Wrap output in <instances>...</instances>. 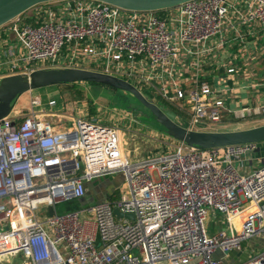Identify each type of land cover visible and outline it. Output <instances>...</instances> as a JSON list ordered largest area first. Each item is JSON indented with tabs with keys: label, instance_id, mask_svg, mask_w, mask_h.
I'll use <instances>...</instances> for the list:
<instances>
[{
	"label": "built area",
	"instance_id": "2783aa9c",
	"mask_svg": "<svg viewBox=\"0 0 264 264\" xmlns=\"http://www.w3.org/2000/svg\"><path fill=\"white\" fill-rule=\"evenodd\" d=\"M237 3L193 0L159 12L87 0L42 4L34 22L21 16L10 22L20 50L9 48L1 66L4 76L78 68L120 78L148 91L155 103L176 106L188 130L213 129L226 113L264 116V104L235 113L225 91L197 73L182 85L188 82L181 73L185 57L210 53L214 41L223 47L225 34L240 25L264 27V0H247L243 18ZM256 86L264 88V79ZM40 105V97L31 101ZM43 116L30 110L0 120V258L21 255L23 264H223L216 251L226 255L247 240H264V166L239 170L261 143L202 150L176 142L159 154L130 159L119 131L97 118L76 115L65 126ZM116 174L124 177L118 197L56 212L60 204L81 201L87 183ZM211 213L223 215L228 228L209 234ZM241 216L234 230L232 222ZM239 264H264V251Z\"/></svg>",
	"mask_w": 264,
	"mask_h": 264
},
{
	"label": "crops",
	"instance_id": "0c3cea01",
	"mask_svg": "<svg viewBox=\"0 0 264 264\" xmlns=\"http://www.w3.org/2000/svg\"><path fill=\"white\" fill-rule=\"evenodd\" d=\"M246 1L247 0H238L236 5L242 18L246 14V10H244L246 7ZM34 11L35 8L31 9V14L28 13L29 15L27 14L25 16H21L20 18H23V20L27 23H32L34 22ZM233 19L234 21H239L238 17ZM224 39H226V42L223 47H214L216 46L214 41L210 45V48L213 47L210 53L198 54V56L192 55L189 56V58H184L183 63L185 70H182L181 73L187 78L188 82L182 85L185 86L190 84L191 82H189V79L192 80V74L194 76V74L197 73L199 80L207 81L213 87L225 91L226 103L235 113L244 107H247L250 110H257L260 105L264 104V88L256 86L257 83H260L264 79V27L254 24L240 25L236 32L229 30V32L225 34ZM11 47L17 51L20 50L19 45L16 43L15 34L11 30V23H8L0 28V76L6 75L3 66L1 65L5 59L7 60V51ZM229 68H233L234 73L229 74L227 72ZM42 90L43 89L39 91ZM32 92H28L26 94L31 95ZM24 95L16 101L13 107V112L19 113V101ZM175 110L177 111L174 112L176 113L178 123L180 125H185L186 115L179 112L177 108ZM83 112L84 111L79 110L80 114L78 115L88 116V113L84 114ZM92 117L100 120L98 116L94 115ZM254 122H263L264 124V116H253V114H250L246 115L245 118L239 119L232 113H226L222 116L221 123L216 126L215 129L221 128L224 131H233L236 129L243 130L247 129L243 128L245 124ZM54 123L56 124V122ZM149 132L150 131L148 130L146 131L150 137L156 136V134L154 135L152 133V135ZM119 133L121 136H125L122 132L119 131ZM146 137L147 136L144 138ZM165 138L171 143V145L167 148H172L176 145V142L172 139L166 136ZM122 142L123 141H121V148L126 157L133 159L136 155H138L136 150L135 153L132 154L133 156L130 154V151H125L124 146L126 147L127 143L125 142L122 144ZM146 142L148 143V139H146ZM132 146L134 147L137 145ZM143 157L145 156H142L141 158ZM263 166L264 144L261 143L258 145L257 150L253 154L246 155L243 158L239 164V170L243 174H247ZM92 186L93 185L91 183L86 184V194L80 201L81 206L95 203L92 196ZM241 218L242 216L232 222L234 230L238 229ZM209 222H212V226H207L209 234H214L219 229L228 228L225 217L220 214H212L208 220V224H210ZM262 251H264V240L251 239L243 242L239 251H231L226 255L220 251H216L214 253V257L216 259H221L223 264H239L240 262L246 261L248 256L258 254ZM14 257L15 256L2 257L0 258V264H9V258Z\"/></svg>",
	"mask_w": 264,
	"mask_h": 264
},
{
	"label": "water",
	"instance_id": "95a60500",
	"mask_svg": "<svg viewBox=\"0 0 264 264\" xmlns=\"http://www.w3.org/2000/svg\"><path fill=\"white\" fill-rule=\"evenodd\" d=\"M56 1L60 0H0V28L39 5ZM87 1L109 4L128 12H159L193 0ZM78 83H95L128 93L142 108L141 110L130 109L136 117L153 119V122L159 125L168 138L189 147L206 150L264 142V125L225 132L188 130L176 122L174 111L165 108L160 103H155L129 82L111 75L78 68L36 69L29 74H15L0 78V120L12 114L16 101L28 92ZM113 213L121 216L117 209H114ZM124 217L128 220L133 219L132 215H125Z\"/></svg>",
	"mask_w": 264,
	"mask_h": 264
},
{
	"label": "rangeland",
	"instance_id": "374dc122",
	"mask_svg": "<svg viewBox=\"0 0 264 264\" xmlns=\"http://www.w3.org/2000/svg\"><path fill=\"white\" fill-rule=\"evenodd\" d=\"M28 13L31 14V10L22 16H25ZM142 93L146 96L149 95V92L146 90H143ZM34 97H40V107L31 106V101ZM50 100H55L56 105L54 107L48 106V101ZM160 104L164 105L165 108L177 112L175 110L176 106L174 107L162 102H160ZM19 105L20 108L18 110L21 117L27 116L30 110L37 113H39V110H42L44 116L41 118L51 120L53 123L56 122V125L61 124L72 126L74 121L73 117L80 114L79 110L84 111V114L88 113V116H98V118L102 120L100 122L101 124L109 127L113 126L117 131L125 134V136L120 135V139L123 141L122 144L125 142L127 143V146H124V150L130 151L131 155L135 153L136 150L138 155L134 158L137 159L142 156H153L164 152L166 151V148L171 145V143L165 138L166 135L162 132L159 125L153 122V119H145L141 116L136 117L134 115L130 109L141 108L140 104L131 95L124 93L123 91L106 87L88 86L85 83H78L76 87L62 85L45 88L42 91L36 90L35 92H32L31 95L26 94L19 101ZM38 115L40 116L41 114ZM54 115L60 116L61 119ZM261 125H264L263 122H254L245 124L243 128L250 129ZM147 130L150 131L149 133L151 134H156V136L150 137L146 133ZM207 131L225 132L221 128L209 129ZM145 136L147 137L144 138ZM146 139H148V143L146 142ZM132 145L137 146L133 147ZM123 181L124 177L122 174L107 176L92 181V196L94 202H103L107 196H109L110 199L118 197ZM60 205L63 206V204ZM60 205L56 206L55 210L57 213L63 212L59 209ZM68 205L69 204H67V206ZM41 210L47 215L53 213L52 209ZM209 223L210 224H208V222L206 223L207 226H212V222ZM23 261L24 260L20 255L15 256L14 258H9V264H22ZM194 264H196V261Z\"/></svg>",
	"mask_w": 264,
	"mask_h": 264
},
{
	"label": "trees",
	"instance_id": "16d2710c",
	"mask_svg": "<svg viewBox=\"0 0 264 264\" xmlns=\"http://www.w3.org/2000/svg\"><path fill=\"white\" fill-rule=\"evenodd\" d=\"M85 84L88 85V86H97V87H103V88L106 87V86H102V85L95 84V83H85ZM76 85L77 84H70V85H67V86L76 87ZM106 88H108V87H106ZM142 91H143V89H142ZM148 97L152 98L150 95H148ZM64 204H63V206L60 205V207H59L60 211L64 212V211H68V210H76V209L80 208V206H81V202L80 201L79 202L72 201V202H68V203H64ZM67 204H69V205L67 206Z\"/></svg>",
	"mask_w": 264,
	"mask_h": 264
},
{
	"label": "flooded vegetation",
	"instance_id": "af4514ba",
	"mask_svg": "<svg viewBox=\"0 0 264 264\" xmlns=\"http://www.w3.org/2000/svg\"><path fill=\"white\" fill-rule=\"evenodd\" d=\"M137 109H140V110H141V108H139V107H138ZM143 111H144V110H143Z\"/></svg>",
	"mask_w": 264,
	"mask_h": 264
}]
</instances>
